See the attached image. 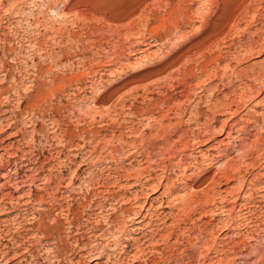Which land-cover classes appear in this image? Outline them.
Returning <instances> with one entry per match:
<instances>
[{"label": "rangeland", "instance_id": "1", "mask_svg": "<svg viewBox=\"0 0 264 264\" xmlns=\"http://www.w3.org/2000/svg\"><path fill=\"white\" fill-rule=\"evenodd\" d=\"M0 65V194L55 165L101 264H264V0H0Z\"/></svg>", "mask_w": 264, "mask_h": 264}, {"label": "bare ground", "instance_id": "2", "mask_svg": "<svg viewBox=\"0 0 264 264\" xmlns=\"http://www.w3.org/2000/svg\"><path fill=\"white\" fill-rule=\"evenodd\" d=\"M68 2V1H67ZM69 3V2H68ZM82 3V2H81ZM64 5V4H63ZM68 5V4H67ZM55 11V10H54ZM52 12V11H51ZM61 12H63L61 10ZM66 13V12H65ZM59 14V13H58ZM62 14V13H61ZM64 14V13H63ZM59 16V15H58ZM60 18V17H59ZM63 21V19H62ZM46 23V22H45ZM53 28V27H51ZM53 30V29H52ZM55 31H57L55 29ZM52 33V32H51ZM54 33V30H53ZM58 34V33H55ZM54 35V34H53ZM55 36V35H54ZM58 36V35H56ZM29 43V42H28ZM30 44V43H29ZM35 44V43H33ZM32 46V44H31ZM45 47V46H44ZM41 48V46H40ZM63 48V47H62ZM251 48L247 49L245 54L249 55L251 52ZM259 51H262L260 48ZM37 53V52H36ZM40 53V52H39ZM52 53V52H51ZM54 55V54H53ZM62 57V56H61ZM65 57V56H64ZM66 58V57H65ZM64 59V58H63ZM59 63V62H58ZM51 64V63H50ZM49 65V64H48ZM1 66V65H0ZM3 66V65H2ZM27 68V67H26ZM31 68V67H30ZM50 68V66H49ZM30 70V69H29ZM11 72V71H10ZM26 72V71H25ZM14 73V72H13ZM28 73V72H27ZM44 73V72H43ZM55 74V73H54ZM257 79L261 80L264 78V70H260L259 73H256ZM53 75V74H52ZM10 76V75H9ZM21 76V75H20ZM54 76V75H53ZM3 77V75H2ZM70 77V76H69ZM60 78V77H59ZM58 79V78H57ZM13 80V78L11 79ZM18 80V78H17ZM10 81V80H9ZM42 81V80H41ZM264 82V79L262 80ZM31 82V81H30ZM1 83V82H0ZM16 83V82H15ZM21 83V82H20ZM60 83V82H59ZM58 83V84H59ZM65 83V82H64ZM18 84V83H17ZM19 85V84H18ZM21 85V84H20ZM43 85V84H42ZM262 85V84H261ZM8 86V85H7ZM14 86V85H13ZM60 86V84H59ZM253 86V85H252ZM18 87V86H17ZM54 87V85H53ZM20 88V87H19ZM35 88V87H34ZM250 88V87H249ZM11 89V88H10ZM25 89V88H23ZM51 89V87H50ZM253 89V88H252ZM3 90H5L3 88ZM2 90V91H3ZM15 90V88L13 89ZM17 90V89H16ZM20 90V89H19ZM46 90V89H45ZM259 90V88H258ZM1 91V93H2ZM10 92V91H9ZM8 92V93H9ZM13 92V91H12ZM15 92V91H14ZM45 92V91H44ZM0 93V96H1ZM7 93V95H8ZM18 93V92H17ZM246 93V92H244ZM49 94V93H48ZM251 94V93H250ZM6 95V94H5ZM22 95V94H21ZM19 96V94H18ZM248 94L242 95L240 100L236 102V108L234 110L232 105L229 103H225L224 108L230 111V113L237 112V109L240 107V101H244ZM251 96H253L251 94ZM3 97V95H2ZM45 97V96H44ZM250 97V96H249ZM239 98V97H238ZM251 98V97H250ZM6 99V98H4ZM11 99V98H10ZM17 99V98H16ZM248 99V98H247ZM246 99V100H247ZM250 100V99H249ZM18 102V100H17ZM1 103V102H0ZM19 103V102H18ZM2 104V103H1ZM0 104V105H1ZM7 104V103H6ZM9 104V103H8ZM17 104V103H16ZM156 104V103H155ZM10 105V104H9ZM18 105V104H17ZM235 105V103L233 104ZM243 105V104H241ZM1 107V106H0ZM16 107V106H15ZM33 107V106H32ZM239 107V108H238ZM2 108V107H1ZM6 108V107H5ZM223 108V107H222ZM7 109V108H6ZM11 109V108H10ZM17 110V109H16ZM5 111V110H4ZM2 112V111H1ZM4 113V112H3ZM8 113V112H7ZM1 114V113H0ZM238 114V113H237ZM2 116V115H1ZM10 117V115H9ZM22 117V116H21ZM243 118V116H241ZM3 118L4 115H3ZM240 118V119H242ZM13 119V118H12ZM6 120V119H5ZM1 122V121H0ZM19 122V121H18ZM5 123V122H3ZM2 123V124H3ZM24 123V122H23ZM222 125L225 126L226 121L223 122ZM1 124V125H2ZM8 124V123H7ZM17 124V123H16ZM0 125V126H1ZM13 125V124H12ZM232 125V123H231ZM7 127V126H6ZM11 127V126H10ZM2 128V127H1ZM221 129V128H220ZM264 130V128H261ZM3 130V128H2ZM15 130V129H14ZM24 130V129H23ZM260 130V129H259ZM13 132V131H12ZM23 133V132H22ZM260 134V133H259ZM17 131L13 133L11 136H16ZM7 136V134H6ZM2 137V136H1ZM5 137V136H4ZM25 137V136H24ZM64 138V137H63ZM263 138V137H262ZM28 139V138H27ZM263 140V139H262ZM184 141V140H183ZM21 142V141H20ZM70 142V139H69ZM258 142V141H257ZM5 143V142H4ZM176 143V142H175ZM261 143V141L259 142ZM12 144V143H10ZM18 144V143H17ZM71 144V143H70ZM263 144V143H261ZM11 146V145H10ZM72 146V145H71ZM77 146V145H76ZM259 146V145H258ZM257 146L256 151L263 148L262 145ZM8 147V146H7ZM6 147V148H7ZM17 148V147H16ZM18 149V148H17ZM20 149V148H19ZM68 149V147H67ZM75 149V148H74ZM22 150V149H21ZM29 150V149H28ZM262 150V149H261ZM78 151V150H77ZM260 151V150H259ZM15 152V151H14ZM23 152V151H22ZM28 152V151H27ZM73 151L69 154L71 155ZM258 152V151H257ZM262 152V151H261ZM260 152V153H261ZM7 153V152H6ZM9 153V152H8ZM12 153V152H11ZM25 153V152H24ZM29 154V153H28ZM259 154V153H257ZM21 155V154H20ZM59 155V154H58ZM74 155V154H73ZM97 155V154H96ZM29 156V155H28ZM67 157V155H65ZM1 157V156H0ZM27 157V156H26ZM59 157V156H58ZM63 157V156H62ZM73 157V156H72ZM75 157V156H74ZM4 158V157H3ZM18 158V157H17ZM21 158V157H20ZM56 158V157H55ZM71 158V157H70ZM24 159V158H23ZM57 159V158H56ZM74 159V158H73ZM78 159V158H77ZM76 159V160H77ZM42 161V160H41ZM44 161V160H43ZM61 161V160H60ZM75 161V160H74ZM55 162V161H54ZM251 162V161H250ZM26 163V162H25ZM53 163V162H52ZM73 163V162H72ZM23 164V163H22ZM38 164V163H37ZM47 164V163H46ZM57 164V163H56ZM61 165V163H59ZM64 165V164H62ZM251 165V164H249ZM32 166V165H31ZM58 166V165H57ZM235 166V165H234ZM233 165L228 164L224 168L221 169L222 177L231 178L232 173H237V169H235ZM26 167V166H25ZM55 165H51L50 167H35L33 169V173H25L20 175L21 168L15 169L13 172L16 176H10L9 185L15 187L14 191H7L0 194V264H42L43 262H47L48 264H81L85 259L97 260V264L100 263V260L104 258L106 255L111 254L110 251H106V248L103 245L100 247L95 243L94 245H90L97 239V230L102 227H99L98 224L91 223L92 225L87 228V224L85 225V229L80 226L78 223L76 225L74 218V209H72V204L70 203L71 199L74 197L70 191V187H73L72 177L70 179L64 178L63 176L59 179L55 178L57 173L55 172ZM65 167V166H64ZM73 167V166H72ZM75 167V166H74ZM173 168V167H172ZM233 168L235 169L234 172ZM28 168L26 172L29 170ZM177 169V168H176ZM9 170V169H8ZM32 170V169H31ZM47 170V172L45 171ZM58 170V169H57ZM63 170V169H62ZM147 170V169H146ZM239 170V169H238ZM46 172V174L44 173ZM60 172V171H59ZM73 173V172H72ZM145 173V172H144ZM176 173V172H175ZM242 173V172H241ZM71 174V173H70ZM138 174V173H137ZM7 174H5L6 176ZM62 175V174H61ZM77 175V174H76ZM3 176V175H2ZM59 176V175H58ZM65 176V175H64ZM212 176V175H211ZM234 176V175H233ZM67 177V176H65ZM69 177V175H68ZM214 177V176H213ZM212 177V178H213ZM214 178L215 181L218 182L220 178ZM235 177V176H234ZM243 177V176H242ZM226 178V179H227ZM239 178V177H238ZM148 179V178H147ZM201 179V178H200ZM229 179V178H228ZM85 180V179H84ZM159 180V179H158ZM222 180V179H221ZM243 179H240L242 181ZM209 182V181H207ZM243 182V181H242ZM8 183V182H7ZM160 183H162L160 181ZM4 184V183H3ZM151 184V183H150ZM153 184V183H152ZM151 184V185H152ZM211 184V183H210ZM218 184V183H217ZM145 185V184H144ZM157 185V183L155 184ZM257 185V184H256ZM264 186V185H263ZM25 187H28L27 190H24ZM207 187V186H206ZM211 187V186H210ZM6 188V187H5ZM53 189V190H52ZM257 189V188H256ZM47 190H49V199L45 197L47 194ZM208 190V189H206ZM264 190V188H262ZM47 193H44V192ZM101 191V190H100ZM210 191V189H209ZM213 191V190H212ZM230 191V190H229ZM75 192V190H74ZM103 192V190H102ZM213 193V192H212ZM215 193V192H214ZM219 193V192H218ZM232 193V192H231ZM230 193V194H231ZM247 193V194H246ZM253 192H245L247 196V201H252ZM149 194V193H148ZM205 198H209V192L205 191L202 193ZM211 194V193H210ZM48 195V194H47ZM95 195V194H94ZM199 195V194H198ZM86 196V195H85ZM103 196V195H102ZM77 197V196H76ZM75 197V198H76ZM214 197V196H213ZM74 198V199H75ZM82 198V197H81ZM106 198V197H105ZM148 198V197H147ZM89 199V198H88ZM202 199V198H201ZM204 199V198H203ZM208 200V199H207ZM245 200V201H246ZM172 201V200H171ZM261 205H264V192H258V198L255 199ZM64 202L66 204H64ZM49 203V206H47ZM174 203V202H173ZM190 203V202H189ZM246 203V202H245ZM255 203V204H258ZM96 204V203H94ZM143 204V203H142ZM141 204V205H142ZM187 204V203H186ZM247 204V203H246ZM245 204V206H246ZM251 204V203H250ZM172 205V204H171ZM254 205V204H253ZM102 206V205H101ZM140 206V205H139ZM143 206V205H142ZM145 206V205H144ZM170 206V205H169ZM242 206V205H241ZM82 207V206H81ZM252 207V205H251ZM257 207V206H256ZM260 207V206H259ZM95 208V207H94ZM104 207H102L103 209ZM241 208V207H240ZM244 208V206H243ZM248 208V207H246ZM264 208V207H263ZM76 209V208H75ZM100 210V208H98ZM105 209V208H104ZM103 209V210H104ZM250 209V208H249ZM132 210V209H131ZM135 210V209H134ZM156 210V209H155ZM251 210V209H250ZM150 211V210H149ZM245 211V210H244ZM248 211V210H247ZM245 211V212H247ZM256 211V210H254ZM15 212L14 215H12ZM78 212V211H77ZM134 212V211H132ZM139 210L134 212L135 222L141 221L138 215ZM152 212V211H151ZM242 212V211H241ZM128 213V212H127ZM158 213V212H157ZM165 213V212H164ZM176 213V212H175ZM248 213V212H247ZM256 213V212H255ZM152 214V213H151ZM154 214V213H153ZM162 214V213H161ZM160 212L157 214V227L155 231L157 233L161 232L160 229L164 228L161 225H166L168 220L167 215L163 214L161 216ZM169 214V213H168ZM249 214V213H248ZM263 214V213H262ZM76 215V213H75ZM78 215V214H77ZM84 215V214H83ZM133 215V214H132ZM130 213V217L132 216ZM247 215V214H246ZM264 215V214H263ZM94 216V215H93ZM169 216V215H168ZM60 217L64 218V222L66 223L65 232L66 236L62 235V230L59 228V220ZM81 217V216H80ZM88 217V216H87ZM91 217V216H90ZM125 217V216H124ZM127 217V216H126ZM173 217V216H172ZM246 217V216H245ZM79 218V216H78ZM83 216L81 217V219ZM256 218V217H255ZM261 218V216H260ZM263 218V217H262ZM80 219V218H79ZM80 221L82 222V220ZM130 219V218H129ZM145 219V218H144ZM258 219V218H257ZM89 220V219H88ZM123 220V219H122ZM173 220V219H172ZM260 220V219H259ZM49 221V222H48ZM78 221V220H77ZM91 221V220H90ZM132 221V220H131ZM155 221V220H154ZM247 221V220H246ZM249 221V220H248ZM80 222V223H81ZM94 222V221H92ZM108 225L110 221H105ZM113 222V221H112ZM120 222V221H119ZM125 222V221H124ZM252 222V221H251ZM250 222V223H251ZM260 222V221H259ZM61 223V222H60ZM84 223H87L86 221ZM147 223V222H146ZM173 223V222H172ZM127 224V223H126ZM153 224H156L154 222ZM82 225V224H81ZM105 225V224H104ZM124 226L123 224H120ZM173 225V224H172ZM248 225V223H247ZM110 226V225H109ZM122 226V227H123ZM154 226V225H153ZM170 226V224H169ZM99 227V228H98ZM120 227V226H119ZM177 227V226H176ZM63 228V227H62ZM172 228V227H171ZM170 228V229H171ZM60 229V230H59ZM119 232H120V228ZM124 229V228H123ZM111 230V229H110ZM101 231V230H100ZM99 231V233H100ZM107 231V230H106ZM115 231V230H114ZM117 231V230H116ZM152 231V230H151ZM155 231H153V236L155 235ZM87 232L92 233L94 240L90 242H84L83 237ZM112 232V231H110ZM123 230L121 231V233ZM88 233V234H89ZM102 233V232H101ZM108 233V232H107ZM114 233V232H112ZM156 233V234H157ZM106 234V233H105ZM120 234V233H118ZM97 235V236H96ZM114 235V234H113ZM151 235V236H152ZM158 235V234H157ZM162 235V234H161ZM102 236V235H100ZM159 236V235H158ZM172 233L168 234V237H171ZM70 239V244L67 245L65 239ZM99 238V237H98ZM134 238V237H133ZM157 238V237H156ZM164 238V237H163ZM114 239V238H113ZM140 239V238H139ZM175 239V238H173ZM111 240V239H110ZM116 240V239H115ZM150 240V239H149ZM107 241V240H106ZM113 241V240H112ZM163 241V240H160ZM167 241V240H166ZM105 242V241H104ZM150 242V241H149ZM153 242V241H152ZM157 242V241H156ZM176 241H174L175 244ZM107 243V242H106ZM114 243V242H113ZM98 244V243H97ZM116 244V243H115ZM160 245V244H159ZM238 245V244H237ZM105 246V245H104ZM113 246V244H112ZM140 246V245H139ZM161 246V245H160ZM170 246V245H169ZM168 246V247H169ZM174 246V245H173ZM176 246V245H175ZM114 248V247H113ZM141 248V247H140ZM138 248V249H140ZM156 248V247H155ZM137 249V251H138ZM171 249V248H170ZM142 250V249H141ZM140 250V251H141ZM157 250V249H155ZM237 250V249H236ZM115 251V250H114ZM117 251V250H116ZM120 251V250H119ZM136 251V250H135ZM143 251V250H142ZM141 251V252H142ZM118 252V251H117ZM160 252V251H159ZM143 253V252H142ZM136 254V253H135ZM227 254V253H226ZM234 255V254H233ZM110 256V255H109ZM113 257V256H112ZM233 257V256H232ZM42 259V261H41ZM150 260V259H147ZM153 260V259H152ZM145 261V260H144ZM152 262V261H151ZM102 263V262H101ZM100 263V264H101ZM154 263V262H153ZM156 263V262H155ZM262 263V262H261ZM149 264V263H148ZM160 264V263H159ZM165 264V263H164Z\"/></svg>", "mask_w": 264, "mask_h": 264}]
</instances>
